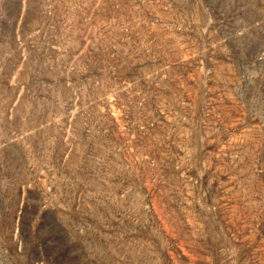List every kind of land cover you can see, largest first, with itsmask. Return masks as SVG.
I'll return each mask as SVG.
<instances>
[{"label": "rangeland", "instance_id": "rangeland-1", "mask_svg": "<svg viewBox=\"0 0 264 264\" xmlns=\"http://www.w3.org/2000/svg\"><path fill=\"white\" fill-rule=\"evenodd\" d=\"M0 264H264V0H0Z\"/></svg>", "mask_w": 264, "mask_h": 264}]
</instances>
